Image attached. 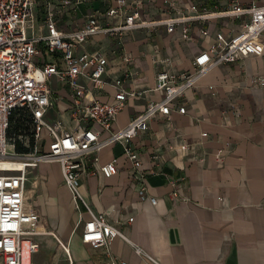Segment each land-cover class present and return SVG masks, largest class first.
Here are the masks:
<instances>
[{
    "label": "crops",
    "instance_id": "1",
    "mask_svg": "<svg viewBox=\"0 0 264 264\" xmlns=\"http://www.w3.org/2000/svg\"><path fill=\"white\" fill-rule=\"evenodd\" d=\"M126 1L123 12L101 17L100 22L119 25L128 13L137 10L145 21L170 17L163 0ZM176 1L181 11H174L173 16L189 14L185 7L191 2L214 12L225 11L234 1L243 6L264 4V0ZM45 2L38 0L40 20L45 15ZM112 4L114 0H93L66 7L57 16L58 26L64 31L75 29L95 11L105 13ZM192 24L191 39L182 38V24L173 33L168 32L167 25H159L152 31L138 28L119 36L95 34L77 47V54L100 51L108 59L103 87H94L84 76L78 79L80 86L91 91L89 97L113 101L117 90L113 83L118 78L124 79V89L137 94L127 95L124 108L113 121V130L126 127L150 101L165 99L155 89L160 72L179 75L191 70L194 59L217 33L231 37L242 27L241 19L230 17ZM41 46L38 63H59L60 52L50 56ZM124 54L132 57L131 62L123 59ZM260 76L264 77V49L261 54L214 66L182 98L170 103L169 120L158 115L132 140L142 161L140 169H134L124 157L121 143L86 155L79 188L91 210L104 213L128 239L163 264H264V86L254 81ZM49 86L54 104L46 119H61L66 127H72L70 87L56 76L51 77ZM183 103L184 114L177 110ZM31 134L29 125L23 129L12 123L11 150L31 149ZM113 158L118 159V173L105 177L99 165ZM27 174L26 204L40 216L35 228L57 233L67 241L74 264H102L111 256L128 264H151L120 237L114 239L109 251L104 247L94 249L82 241V227L89 213L85 204L74 202L58 162H40ZM142 174L147 198L139 193ZM151 197L158 200L156 204ZM36 239L41 247L34 255L36 264H67L51 233ZM54 248L52 263H44L41 254Z\"/></svg>",
    "mask_w": 264,
    "mask_h": 264
},
{
    "label": "built area",
    "instance_id": "2",
    "mask_svg": "<svg viewBox=\"0 0 264 264\" xmlns=\"http://www.w3.org/2000/svg\"><path fill=\"white\" fill-rule=\"evenodd\" d=\"M93 0H46L44 18L37 14L38 0H0V264H36L34 255L41 249L36 239L41 234L53 235L58 247L65 256L67 264H74L69 243L57 233L39 231L35 228L40 221L39 213L26 204L27 170L35 168L40 162H58L63 174L65 186L70 189L77 205L85 204L89 213L82 227V241L94 249L104 247L107 251L116 237L130 243L136 254L151 264H163L144 248L133 243L115 223L110 222L104 213H95L83 199L80 177L85 170L84 157L97 153L114 143L123 145V155L132 163L134 169L142 166L141 158L132 146V140L146 131L149 123L162 114L170 119V103L182 98L185 92L197 84V80L207 75L214 66L241 60L249 55L263 53L262 35L264 33V4L243 6L234 1L225 11L214 12L198 4L188 3L185 7L190 13L173 16L178 9L176 0H163L170 17L167 19L145 21L140 12L133 11L125 16L123 23L111 25L101 23L104 16H115L123 12L126 0H114L108 10L95 11L87 22L72 30H63L58 26L57 16L66 7L79 6ZM105 1V0H102ZM137 6V4H135ZM241 19L242 27L231 37L217 33L209 47L200 52L192 63V69L182 74L160 72L157 87L164 94L163 100H154L135 116L123 129L113 130L112 124L117 113L125 106L128 96L137 95L123 87V78L115 80L114 100L101 102L89 97L91 91L78 84L84 76L94 87H103V75L107 71L108 59L100 51L76 53L80 44L90 40L95 34L105 33L114 36L124 32L159 25H167L173 33L178 25L182 27V38L191 39L193 22L210 18ZM202 32H204L202 30ZM51 56L61 55L59 63L40 64L37 56L42 46ZM123 59L131 62L132 57L124 54ZM130 74L126 73L128 77ZM56 76L71 89L70 99L74 109V124L66 127L61 119L50 122L45 114L52 107V91L49 80ZM255 84L264 86V77L256 78ZM212 89V87H211ZM18 110L32 131V147L24 152L11 150L9 126L11 115ZM185 113V104L177 106ZM98 126V128H96ZM49 149L47 150V142ZM184 145L190 147V144ZM118 159L99 165V172L105 177L118 173ZM141 175L140 197L147 198V187ZM139 180V178H138ZM153 204L158 200L150 198ZM133 220V217L130 218ZM102 264H128L116 256L109 257Z\"/></svg>",
    "mask_w": 264,
    "mask_h": 264
},
{
    "label": "trees",
    "instance_id": "3",
    "mask_svg": "<svg viewBox=\"0 0 264 264\" xmlns=\"http://www.w3.org/2000/svg\"><path fill=\"white\" fill-rule=\"evenodd\" d=\"M11 116H12L11 117V124H10L9 130H8L9 133H10L12 123H14L15 128L22 127L23 129L24 128L27 129V125H25V119L23 116H21V114H19L18 110L14 111Z\"/></svg>",
    "mask_w": 264,
    "mask_h": 264
},
{
    "label": "rangeland",
    "instance_id": "4",
    "mask_svg": "<svg viewBox=\"0 0 264 264\" xmlns=\"http://www.w3.org/2000/svg\"><path fill=\"white\" fill-rule=\"evenodd\" d=\"M47 251V252H46ZM45 252H43V254H41V257H43L42 259H43V262L44 263H52V258H53V255H54V253H55V248L54 249H52V250H46ZM62 254L60 253L59 255H58V257L57 258H61L62 256H61Z\"/></svg>",
    "mask_w": 264,
    "mask_h": 264
}]
</instances>
